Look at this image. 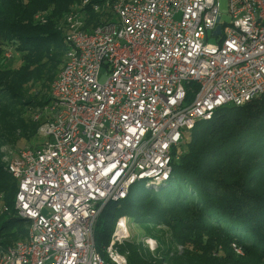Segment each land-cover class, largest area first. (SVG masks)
<instances>
[{"label": "built area", "instance_id": "2783aa9c", "mask_svg": "<svg viewBox=\"0 0 264 264\" xmlns=\"http://www.w3.org/2000/svg\"><path fill=\"white\" fill-rule=\"evenodd\" d=\"M102 8L114 17L89 29L77 10L67 14L64 61L40 111L44 140L4 159L17 181L14 215L28 220L22 237L0 243V264H128L118 249L133 236L125 215L96 250L103 206L127 198L137 180L162 186L186 131L264 94V0H226L224 11L220 0ZM9 212L0 200V216Z\"/></svg>", "mask_w": 264, "mask_h": 264}, {"label": "trees", "instance_id": "16d2710c", "mask_svg": "<svg viewBox=\"0 0 264 264\" xmlns=\"http://www.w3.org/2000/svg\"><path fill=\"white\" fill-rule=\"evenodd\" d=\"M82 1L0 0V46L8 40L21 58L16 69L0 67V104L10 102L0 105L3 131L11 124L32 133L38 129L32 118L26 122L12 110L42 111L51 102V85L63 63L67 14L73 9L82 14L85 29L111 21L110 10L94 14L107 0ZM3 54L0 49V64L8 60ZM36 84L41 91L30 92L27 86ZM190 132L179 159L172 161L171 178L159 190L142 188L103 206L94 227L96 250L104 253L116 219L125 215L158 243L151 251L133 235L118 246L128 264H264V94L219 109ZM16 190L17 181L0 160V200L10 209L0 216L4 246L25 233L14 225L27 224L14 215ZM147 225L165 226L180 250ZM9 237L14 238L6 241Z\"/></svg>", "mask_w": 264, "mask_h": 264}, {"label": "rangeland", "instance_id": "374dc122", "mask_svg": "<svg viewBox=\"0 0 264 264\" xmlns=\"http://www.w3.org/2000/svg\"><path fill=\"white\" fill-rule=\"evenodd\" d=\"M221 2V10L224 11L226 10V0H220ZM108 10V9H106ZM103 8L99 9V10H94V14H97L99 12H102ZM110 13L112 14V11H110ZM95 16H98L95 15ZM114 17V15L112 14V18ZM229 17L227 14L223 13L222 14V19L223 20H227ZM210 41H212V38H209ZM8 44L2 45L0 46V49L3 51V55L5 58H7L8 60L5 61L4 64H0V67L2 68H11V69H16L19 67V64L21 63V58L19 54H13V52L10 50V46L12 44H9V41H6ZM55 47V46H52ZM55 50V48H54ZM57 51V49H56ZM60 56H62V59L64 61V51L62 53V51L60 50ZM3 57V59H4ZM62 64H60L59 69L61 67ZM108 72L106 71L105 68H102L99 75H98V81L99 82H104L107 78ZM28 90L31 91H41V88L39 87V84L34 85H28ZM0 101H2V99L0 98ZM10 102H2L0 105H9ZM41 108H31V107H26V108H21V110L19 109H13L12 111L15 114H18L21 119H28V118H32L33 121H36L39 126L40 122L42 120H44L46 118V109L44 112H40ZM40 112V114H39ZM27 122V121H26ZM200 123L197 124V126H199ZM11 130L6 132L2 130V126L0 124V160L4 162L5 157H13L14 154L25 147H33L34 145H38L41 142H43V138L42 136H40L36 130V132H30V131H24V130H20V129H16L13 127V125H9ZM37 126V127H38ZM30 130V129H29ZM190 131H186L184 133V141L188 140L190 138ZM172 174V173H171ZM172 176V175H171ZM170 176V178H171ZM143 180H137L136 183L131 187V192H136L137 190H140L142 188L144 189H148L151 187V189H148L149 191H157L160 189L161 185L159 184V186L157 185H149L148 187L144 186L143 187ZM163 183V182H162ZM3 195H0V199L2 200ZM27 224H23V225H14L13 229L16 230L17 228L20 230H24V232L26 233V226ZM148 227H150L151 229H154L153 233L155 234L156 237H162L163 241L166 245H170L171 247L175 248V249H179L181 248L180 245H177L173 240V238L171 237V235L169 234L168 229L165 226L162 225H147ZM131 229V234L134 235V237L137 239V241L140 243V245L142 247H148L144 240L145 239H152L153 241L157 243L156 238L152 237L151 235L147 234L146 231L138 226L136 223H133L132 226L130 227ZM20 232V231H19ZM15 237V236H14ZM14 237H9V238H5L6 241H11ZM4 239V240H5Z\"/></svg>", "mask_w": 264, "mask_h": 264}, {"label": "water", "instance_id": "95a60500", "mask_svg": "<svg viewBox=\"0 0 264 264\" xmlns=\"http://www.w3.org/2000/svg\"><path fill=\"white\" fill-rule=\"evenodd\" d=\"M213 33L216 34V35L220 33V26L219 25L216 26V28H215ZM21 219L24 220V221L28 220L26 217H21Z\"/></svg>", "mask_w": 264, "mask_h": 264}]
</instances>
